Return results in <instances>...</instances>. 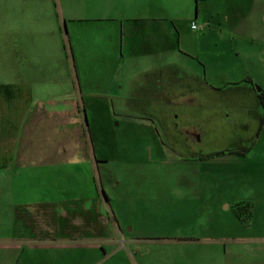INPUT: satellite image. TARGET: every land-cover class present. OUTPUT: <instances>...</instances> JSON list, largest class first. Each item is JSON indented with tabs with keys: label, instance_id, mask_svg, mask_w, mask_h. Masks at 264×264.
Returning a JSON list of instances; mask_svg holds the SVG:
<instances>
[{
	"label": "rangeland",
	"instance_id": "374dc122",
	"mask_svg": "<svg viewBox=\"0 0 264 264\" xmlns=\"http://www.w3.org/2000/svg\"><path fill=\"white\" fill-rule=\"evenodd\" d=\"M47 2L0 0V78L12 77L24 65H21L24 60L73 58L93 61L103 45L98 43V30L109 29L106 33L111 39V33L119 35L121 25L126 23L127 18L140 15L155 19L145 20L144 30L148 33L153 28L152 22L167 26L171 23H163L161 19L173 20L171 29L179 34V46L184 51H190L148 53L131 58L123 42V53L116 58L119 64L116 84L118 87L122 84V88L113 89L114 84L105 80L100 83V97L83 100L91 139L101 158L99 171L93 174L87 165L81 171L70 170L71 180L66 191H63V197L81 199L85 207L90 205L91 199L84 198L95 197L98 193L103 197L101 189L110 197V204L103 201L101 208L104 214L108 211L111 216V229L115 228L114 222H117L121 226V233L115 241L101 242L103 246L99 249L97 264H207L206 261L214 256L220 244L211 243L210 239L206 241L203 237L238 231L252 233L250 227L246 226L248 218L240 217L239 212L237 217L244 226H233L231 216L237 215L235 204L225 208V204L220 203L222 198L216 194L220 191L216 189L220 181L216 174L218 171L215 174H204V170L194 173L201 161L199 157L189 158V151L191 145H195L196 149L218 150L236 141L240 132L244 135L245 131L254 132L258 123L253 120V116L245 111L237 114L218 96L217 102H213L215 107L208 105V115L204 114L212 119L199 117L202 114L193 106L192 111L198 113L191 115L192 120L187 115L184 117L188 105L183 104L184 101H177L179 95L175 89L158 95L157 92H145L144 88L151 86L148 84L154 78L156 69L159 72L162 70L165 75L168 65L172 63H177L179 67L183 65L185 69H192L202 76L203 60L212 63L221 61L214 52L211 54L208 45L223 37L219 24L225 25L224 14L234 11V4H237L246 18L254 14L255 18L261 16L264 20V0H63V11L67 15L76 14L87 19L79 26L66 20L63 25L57 24L52 3ZM99 13H109L110 19L93 21ZM212 20L214 28L210 33L208 24ZM192 22L205 25V28L194 30L191 28ZM67 24L73 32L79 30V34L84 36L82 45L74 34L72 40L70 34L67 37L64 30ZM60 29L64 33L63 55L58 45ZM173 39L176 40L175 37ZM69 44L74 56L71 55ZM106 44L110 46L111 42ZM124 53L125 59L122 57ZM105 77H109L108 71ZM215 83L224 87L233 85L219 81ZM237 95L244 100L243 92ZM176 101L181 105H176ZM198 103L194 102L195 106ZM178 112H181L177 118L182 127L172 124ZM157 117L162 126L158 125ZM183 124L190 130L197 128L195 132L199 137L183 133ZM256 150L254 146V152ZM213 157L220 160L219 154ZM216 166L218 169V164ZM213 167L208 166V169L213 170ZM2 171L7 172L8 176L2 179L0 175V187L3 188L0 203L11 200V173L14 175L12 198L21 203L36 199L38 196H34V188H44L47 182L44 179L37 182L28 174H43L49 169L27 166L16 168L13 165L6 169L0 166ZM208 191L214 194L209 195ZM87 214L76 213L69 217L64 231L72 234L87 230L102 233L105 218L99 216L96 219L94 216L89 219ZM51 216L49 209L36 210L33 220L36 230L54 231L56 224ZM93 262L95 260L92 259L90 264Z\"/></svg>",
	"mask_w": 264,
	"mask_h": 264
},
{
	"label": "crops",
	"instance_id": "0c3cea01",
	"mask_svg": "<svg viewBox=\"0 0 264 264\" xmlns=\"http://www.w3.org/2000/svg\"><path fill=\"white\" fill-rule=\"evenodd\" d=\"M47 3H52L57 24L63 25L66 20L79 26L87 20L76 14L67 15L63 11V0H48ZM147 17L140 15L127 18L126 23L121 25L117 39L115 33H111L110 39L106 33L109 29L98 30V43L103 45L93 61L73 58L34 59L29 62L24 60L21 64L24 65L12 77L0 78L1 168L15 165L16 168L27 166L49 169L43 174H28L37 182L41 179L47 182L44 183V188H34V196H38L36 199L21 203L12 198L14 175L11 173V200L0 203V264H90L92 259L95 260L93 264H97L100 258L99 249L103 246L101 242L115 241L120 236V224L114 222L115 228L111 229V216L108 211L105 210L106 214L102 211L103 201L110 204V197L107 200L103 195L104 189H101L103 197L98 193L95 197L84 198L91 199L88 207L80 202L81 199L64 198L63 191H66L68 181L71 180L70 170L81 171L87 165L93 174L99 171L101 158L89 136L90 127L89 124L87 126L85 112L86 117L88 114L83 100L100 97V83L105 80L114 84L113 89L122 88V84L119 87L116 84V74L119 72L116 58L123 53V42L126 43V50L131 58L148 53L190 52L179 46V34L171 29L173 20L159 17L163 23L166 21L171 24L164 26L157 21L152 22L153 28L148 33L144 30L145 20L155 19ZM109 19V13H99L93 21ZM223 19L225 25L219 24L223 37L208 45L211 54L214 52L215 57H220L221 61L212 63L203 60L202 76L192 69H185L183 65L179 67L177 63L168 65L165 75L162 70L159 72L156 69L154 78L148 84L151 86L144 88V91L164 95L175 89L179 95L177 101H184L183 104L188 105L186 114L192 120L191 115L198 113L192 111L193 106L202 114L199 117L212 119L204 114L208 115L207 106L212 108L213 102H217L216 98L220 96V100L226 101V106L234 112L240 114L245 111L258 123L254 132L245 131V135L240 132L236 141L223 145L218 150L196 149L195 145H191L189 158L199 157L201 161L198 169L194 171L196 174L201 173L200 170H204V174H215L218 171L216 174L220 181L216 189L220 191L216 194L221 196L220 203L225 204V208L229 204H235L236 208V205L238 207V204L246 202L250 209L246 226L250 227L252 233L238 231L203 237L206 241L210 239L211 243L220 244L219 249L214 251V256L206 263L264 264V20L261 16L255 18L254 14L246 18L237 4H234V11L224 14ZM213 22L212 20L208 24L210 33L214 28ZM196 25L192 29L205 28V25ZM66 29L67 37L70 34L72 40L74 34L82 45L85 38L79 34L80 31L73 32L69 24ZM63 34V29H60L57 35L62 55ZM109 41L110 46L106 44ZM69 47L72 55L73 48L70 44ZM122 57L125 59V53ZM107 71L109 77L106 78ZM217 79L224 84L233 85H216ZM92 83H97L96 87L91 86ZM240 92H243L244 100L238 98L237 94ZM177 101L176 105L180 104ZM194 102L199 103L195 106ZM181 112L173 117L172 123L178 121L177 115ZM157 123L162 126L159 117ZM192 130L198 131L197 128ZM254 146L257 148L256 152ZM216 154L220 155V160L213 157ZM217 164L218 169L215 168ZM211 165L214 167L210 171L208 166ZM0 173L2 179L7 178V172ZM211 185L214 183L211 182ZM207 193L214 194L211 191ZM235 208L237 215L231 216V220L234 222L233 226L240 228L244 225L238 219ZM47 209L51 211V217L56 224L54 231H37L36 223H33L35 212ZM86 212L89 219L94 216L105 218L102 233L87 230L72 234L64 231L69 217Z\"/></svg>",
	"mask_w": 264,
	"mask_h": 264
},
{
	"label": "trees",
	"instance_id": "16d2710c",
	"mask_svg": "<svg viewBox=\"0 0 264 264\" xmlns=\"http://www.w3.org/2000/svg\"><path fill=\"white\" fill-rule=\"evenodd\" d=\"M85 118H86V122H87L86 112H85ZM87 126H88V123H87ZM88 132H89V136L91 139L90 131L88 130ZM103 195L108 200V195L105 191H103ZM242 209H245L243 213L240 212V210H242ZM237 212H239L240 217H247L248 218L249 214H250L249 205L248 204L247 205L238 204ZM244 213H245V215H244Z\"/></svg>",
	"mask_w": 264,
	"mask_h": 264
},
{
	"label": "flooded vegetation",
	"instance_id": "af4514ba",
	"mask_svg": "<svg viewBox=\"0 0 264 264\" xmlns=\"http://www.w3.org/2000/svg\"><path fill=\"white\" fill-rule=\"evenodd\" d=\"M185 113V112H184ZM185 116L184 117H186V115L187 114H184ZM172 124H175V126H180V127H182L181 125L182 124H180L178 121H174ZM183 130H182V132L183 133H186V134H191V135H197L198 137H199V135H198V133L197 132H195V131H193L192 129L190 130V128L188 127V126H186V125H184L183 124V128H182ZM185 134V135H186Z\"/></svg>",
	"mask_w": 264,
	"mask_h": 264
},
{
	"label": "built area",
	"instance_id": "2783aa9c",
	"mask_svg": "<svg viewBox=\"0 0 264 264\" xmlns=\"http://www.w3.org/2000/svg\"><path fill=\"white\" fill-rule=\"evenodd\" d=\"M197 25L195 23H192V28H196Z\"/></svg>",
	"mask_w": 264,
	"mask_h": 264
}]
</instances>
